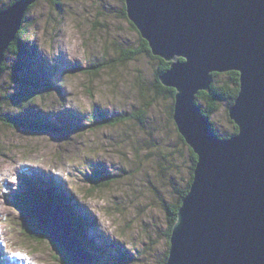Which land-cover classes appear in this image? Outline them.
I'll return each mask as SVG.
<instances>
[{
    "label": "rangeland",
    "instance_id": "374dc122",
    "mask_svg": "<svg viewBox=\"0 0 264 264\" xmlns=\"http://www.w3.org/2000/svg\"><path fill=\"white\" fill-rule=\"evenodd\" d=\"M6 2L0 0V8ZM33 3L19 37L25 54L34 57V62L24 58L31 61L23 62L25 74L57 85L45 84L42 94L21 108L58 128L17 129L0 120V264H60L47 239L24 232L9 204L26 187L24 176L56 180L78 213L87 215L90 227L83 234L93 264H160L168 222L160 202L175 200V187L185 183L189 166V153L169 117L171 101L149 92L152 106L142 123L126 119L103 126L100 120L101 114L111 120L139 108L137 80L149 83L157 60L146 53L119 60L141 43L121 13L122 0ZM3 59L11 68L0 74V91L18 92L12 79L15 56L7 52ZM99 63L106 64L91 73ZM15 106L2 104L0 115L21 116ZM210 117L219 132L231 129L223 105ZM168 161L174 165L162 169ZM93 169L114 179L90 192L87 174Z\"/></svg>",
    "mask_w": 264,
    "mask_h": 264
},
{
    "label": "water",
    "instance_id": "95a60500",
    "mask_svg": "<svg viewBox=\"0 0 264 264\" xmlns=\"http://www.w3.org/2000/svg\"><path fill=\"white\" fill-rule=\"evenodd\" d=\"M34 1L17 0L0 10V64ZM124 5L151 53L169 62L159 78L175 89L173 120L197 155L164 264H264V0ZM230 70L239 73V91L227 110L237 131L220 137L196 95L210 90L211 73ZM35 213L71 264H93L63 209L42 200Z\"/></svg>",
    "mask_w": 264,
    "mask_h": 264
},
{
    "label": "trees",
    "instance_id": "16d2710c",
    "mask_svg": "<svg viewBox=\"0 0 264 264\" xmlns=\"http://www.w3.org/2000/svg\"><path fill=\"white\" fill-rule=\"evenodd\" d=\"M5 6L0 8V10L5 9L9 7L13 2L17 0H6ZM124 2V0H122ZM56 3V2H55ZM34 5V3L30 4L27 8V10L24 13V17L26 15V12ZM122 15L127 18L126 12H125V5L123 3L122 8ZM19 26L15 38L10 41L8 44V47L6 48L3 57L5 56V53L9 52L14 54L15 56V62H14V71H12L13 81L16 83L19 87V91L16 92H9L7 88L5 89L6 92L2 93L0 91V106L2 107V104L10 105L12 104L17 107H19L22 111L21 116H15L10 115L11 113L7 114L5 112L4 115H0V120L4 124H8L15 128H25L28 130H43V131H57L56 123L50 122L45 120L43 117L40 116H34L33 114H30L23 111L22 107H27L26 103H29L32 99L38 98L39 95L42 94L44 90V85L48 84L49 86L53 85L56 86L57 82H50L46 79L44 80H37V79H31L29 76L25 74V68L23 62H28L30 65V60L24 61V58L30 59L29 56H31L33 62L34 57L30 54H25L23 49V44L19 40L21 37V30L22 25ZM128 19V18H127ZM131 28L138 34L140 38V47L139 48H129L123 51L124 53L119 57V60L123 59H134L135 56L146 53L149 57L157 60V67L154 68V74L152 77V80L149 81V83H146L142 78L139 77L137 80L138 86H139V97L141 98V105H139V108L137 110H134L129 115H121L119 118L114 119H106L104 115L101 114L102 125H111L114 126L116 123H120L122 121L134 119L137 120L139 123H142L145 119V116L152 106V102L148 99L149 92H153L154 96L163 95V97H166L167 99H170V105H169V117L172 120L173 124V105H174V93L175 89L172 87L164 86L160 81V75L165 72L169 68V62L165 61L163 58L159 56H155L151 53L150 48L148 46V43L145 39H143L136 27L133 25V23L128 19ZM20 37V38H19ZM24 56V57H23ZM102 64L106 63H99L96 65H93L92 68H95L91 73H95L100 68H102ZM109 64V63H108ZM11 68V65L8 66V63L5 61V59L2 60L0 64V71L1 75L8 72V69ZM45 81V82H44ZM44 84H43V83ZM13 83V82H12ZM61 88V87H58ZM239 91V73L234 70L226 71V72H213L211 73V83H210V90L209 91H199L196 95V102L200 105L201 111L203 114L209 117L211 121V127L214 130V132L220 136V137H228L237 131V126L235 123L229 118L228 116V107L233 103L235 97L237 96V93ZM225 107V110L227 111V120L231 124V129L226 132H219L214 127V123L211 120V114H214L221 106ZM4 112V110H3ZM19 115V114H18ZM23 116V117H22ZM175 129L177 132L178 140L181 142V144L187 149L188 151V157H189V166H188V177L185 179V183L181 186H176L175 191L177 194V197L173 202H167L162 201L160 202V205L162 204V209L165 213V217L167 222V229L164 232V235L166 236V242H167V249L164 254V257L160 264H164L167 258L168 253V247H169V235L171 232V228L176 220L177 212L179 210V207L182 202V198L185 196V194L188 192L190 183L193 178V170L195 167L197 155L194 153V151L189 147V145L186 143V141L183 139V137L179 134L176 125ZM174 165L172 162H167L164 164L162 169L169 168ZM88 176V184L90 185V188L88 189L90 192L94 191L95 189L99 187H103L107 185L110 181L114 179V176H101L99 172L96 169H93L92 173ZM23 183L25 184V188L19 192L16 193L10 198L9 204L18 211L19 216L21 217V225L24 230V232L30 236L33 239L37 240H44L47 239L49 243L51 244L54 252H55V258L60 260V264H71L70 261L64 256L63 249L58 246L56 243H54L50 237L47 235V233L40 227L37 216L35 213V209L37 204L42 200H47L50 202L55 203L59 208L63 209L72 220V224L75 230V234L80 240L81 245L85 248V242L87 241V238L84 237V232L87 227H90V222H88L89 218L86 214L82 215V213H78L76 206L73 204L72 196H68V192L64 190V186H61L57 183L56 180H48V181H41L39 177L35 176H24L22 178ZM70 194V193H69ZM75 206V208H72ZM77 213H76V211ZM81 212V211H80ZM88 222V223H87ZM82 233V234H81Z\"/></svg>",
    "mask_w": 264,
    "mask_h": 264
}]
</instances>
